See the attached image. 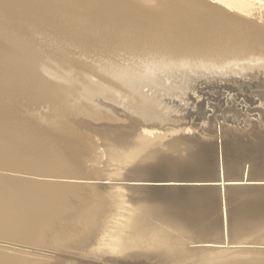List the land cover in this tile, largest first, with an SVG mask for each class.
Segmentation results:
<instances>
[{
	"label": "rangeland",
	"instance_id": "obj_1",
	"mask_svg": "<svg viewBox=\"0 0 264 264\" xmlns=\"http://www.w3.org/2000/svg\"><path fill=\"white\" fill-rule=\"evenodd\" d=\"M206 2L211 3V5L215 4L221 6V3L214 2L212 0H206ZM122 5L127 6L128 4L126 2H123ZM168 5L172 6L171 4ZM222 6L225 7L227 11H229V13L237 15L241 18L242 21L237 22V24L234 25L236 32H239L238 35H241V38L239 39H242L246 36H242V32H245L248 28H255L254 25H264V16L262 14H257L256 16V14L251 15L250 13L245 14L247 15L245 16L242 15V12L241 14L239 11H237V9L224 5ZM108 9L111 11L106 12L105 15H103V10L107 11ZM112 10H118V7L116 6V2H112L111 0H0V145H4V142L7 144L11 143L13 148L14 145L16 148V146H18L20 142V145L23 143V145L21 146L23 148H26L27 145V151L25 150V148L24 150H22L23 148H21L20 154L18 152H12V156L14 158L16 157V160L20 159L28 161L27 163H36L37 167H41V169H37H40L42 172V174L40 175V178H42L41 184H43L42 182L44 179L45 183L43 186L45 187H41V191L37 196L39 197V202H41L42 204L40 206H43L44 204L48 205L46 206L47 210L45 206L43 207V211H46L47 214L46 212H44L45 216H43L44 220L42 219V225L40 224L41 234L39 235V238H37L36 240L32 239V241L30 239L24 241L23 239L15 240V238H9L8 240L6 237H0V245H2V247L7 246L6 248L12 250L11 252L13 253L12 254L10 251H7L8 253L1 255V257L3 256L2 258L4 260L0 257V261L4 262H0V264H70V262L71 264H243L245 262L248 263L249 261L258 259L260 261H264V221H248V224L246 226L247 228L245 230V233L243 234L239 232L237 227L234 228L232 222L228 219V213L231 211H227L229 210V201L227 199L225 189L226 187L264 188V126H259L258 124H256V126L258 127L250 128L248 125H245V123H241V120H249L254 123L264 120V104H260L258 95H252V93H250L252 91L256 94V89L253 88L252 90H247V87H242L239 89L225 87L226 90H221L224 92L231 91L229 93L232 98L225 96L226 94L224 96L216 97L213 93L210 92V95L209 93H207L210 91L208 88H204L205 90H200L199 94L194 93V91H189L188 94L190 96L188 95L187 97L192 100L194 99L195 101H198L199 105H202V103L209 100L210 104H220L216 107L218 109H215V112H208V114L211 116L212 123L214 124L213 127H211V122L208 124L207 127H209L210 130L208 129L209 132L205 131L206 135L204 134L202 137V128H199L200 130L196 128L197 130H195V132L194 130L184 131L186 136L194 137V135H197L195 136V138L199 140L203 139V141H201L197 145L196 143H182L178 141L176 139L177 134L173 132L170 133L169 129H166L167 127L163 126L158 128L161 131L157 129L153 131L155 132V134L157 133V136L159 137L163 132V135L160 138L153 133L151 134L153 137H151V135L146 136L145 134L147 139L143 135H141L144 140L146 139L145 141L147 145H144V148L141 152L142 155H140V157L142 158V160H140V162L147 164L158 163L155 167H161L163 169L165 168V165H168V163L170 164L178 162L179 164H181V167L178 166V168L179 176H181L182 179L168 178V180H162L160 178V180H150L148 178L149 176H146L144 174V171H141V169H139L137 166V164L140 165L142 163L133 160L123 165L124 159L122 158V154L119 150H116L114 148L111 150L112 153L109 154L107 148H105V146L108 147L107 145H109L110 148L117 147V149H119L121 147L124 149L125 147L127 149L125 145L127 144L128 146L130 143H132V141H136V143H133L132 145L139 144L138 140H132L134 138H137V136L135 135L138 131L135 127L141 125L139 124L141 122V120L139 121V119H141V115L144 114V109L149 110V104H151V102L152 104L154 103L156 105L155 101H157L158 98H155L154 101L153 97L160 98L161 101L158 99V105H156L159 109L164 108L165 103L169 106H172V108H174V106H185V104L187 103L186 98H178L179 96L177 93L180 94V88H178V91L176 90V88V91L175 93L173 92V94L172 92L159 90L160 86L156 85V83L158 84V82L155 81L156 77L163 78V70H165L166 68L177 70L176 72H178V70L180 69H183L181 72H184L185 70V72H189L190 70L191 72L203 71V76L205 75L204 71L206 72V75L210 74L207 71H212L211 73H213L214 71L217 75H219V72L223 71L224 69L228 70L230 67L233 68V66L234 69L235 67L236 69H242V67H245V65L250 67L252 62L264 63V43L261 45L258 43H256L257 45L251 43L248 44L244 42L246 40L238 41L236 39H233L234 41L236 40V42H233V44L231 41L229 42V44L232 43L235 47L232 44V46L230 47L228 43H224V40L226 42V40L228 39L226 37L225 39L223 38L224 36H221L218 38L211 37L214 38L211 39L213 42L209 41L206 43L207 45H205L204 43L201 44V46L196 45V47L191 44H185V46L181 47L180 45L173 43L172 48L176 45L177 49L173 48L172 50H170L168 47L169 44L171 45V43L165 44L164 46V41L161 40L160 37L158 39L157 35L154 36L153 33L151 34L147 30H141L143 28L140 25L132 23L130 25L129 22H119L120 24H122L120 25L118 21V24H116V21L113 19L116 18V16H114L113 18L110 16V12H113ZM140 11L145 10L142 9ZM101 14L103 16H101ZM242 16L246 19H244ZM259 16L260 18H262L260 19ZM111 19H113L114 22L111 21ZM243 19L246 21H244ZM134 25L137 26L134 27ZM139 26L141 29H139ZM78 33L80 35H78ZM84 33L86 34V37H84ZM139 33H144L146 37L145 35ZM87 37H92V39L87 42ZM83 38L86 39L84 40ZM151 38L153 40H151ZM226 44H228L229 47H226ZM244 45H248V50ZM252 46L254 47L252 48ZM242 48L244 49L243 53L241 50ZM190 49L192 52L190 51ZM220 49L224 50L225 52H222H224L225 54H222ZM218 50H220L219 52L221 53H219ZM246 50L248 51L247 53H245ZM226 51L230 53L232 52L233 54L226 53ZM172 53H174L175 55L173 56ZM178 73L180 74V72ZM178 73H176L177 76ZM155 74L156 76H154ZM202 75L200 77H202ZM215 75L213 76L220 77ZM166 77H164V81L168 78ZM167 80L169 81L170 79L168 78ZM138 81L139 83H141V85L138 83ZM241 84L244 85L245 83L241 82ZM157 86L158 89H156ZM174 95L179 99V101ZM150 98L152 99L151 101ZM226 98H228V100H226ZM192 100H190L189 102H191ZM195 101L194 103H192L193 105L190 106L192 112L194 111L193 108L197 107ZM222 101H224L226 105H222L224 104V102ZM243 101H245V103L242 104ZM144 104H147L148 106L146 105V107ZM125 107H128L129 109L127 110ZM201 107V110L208 108L207 106H203L202 108ZM115 108H117L118 110H116ZM250 108L253 110H251ZM210 109L211 108L209 107L207 110ZM249 109L251 111H249ZM134 110H136V112ZM137 110L138 112L141 111L142 114L141 112L137 113ZM103 111H105V113ZM169 112L170 111H167V115L169 114ZM115 113L117 114L115 115ZM133 114L135 117L132 116ZM137 114H140V117H138ZM126 117L127 121L129 120L128 124L127 121L125 122ZM123 118L125 123H122ZM134 118L135 120L137 119L138 122L136 121L134 123ZM238 118L241 120H238ZM99 119H101L102 121ZM234 120L240 122L235 123ZM118 122L121 123L122 126L119 125ZM193 122H198V119L194 120ZM105 124L106 126L104 129ZM116 125L119 127H117ZM112 126L117 128H114V130ZM132 127L134 129V132L136 131V133H133V130H131ZM98 128H102V130H97ZM110 128L111 131H107H110L112 133H110L111 137L106 136V134L109 135V133L107 132L105 134L104 131ZM138 128L140 133L141 127ZM163 129L169 131L170 140L168 139L169 133H167V136L165 137L166 134ZM15 130H17V134ZM119 130H123L125 133H122L123 131L120 132ZM19 131L21 133H19ZM100 131L102 135L99 134ZM115 131H119L121 135H123V138L121 139L122 143L119 139L122 136L117 132L116 134ZM158 131H160V133H158ZM196 131L201 132H199L200 134H198V132L196 133ZM226 131L228 133H226ZM23 134L28 135L25 136ZM113 134H116L115 136L117 137L114 138ZM126 134H129V136L131 137L127 136ZM103 135L106 138L107 142L104 141L105 139L103 138ZM118 135L121 137H119ZM154 135L158 139H160H157L158 143L157 140L155 143L154 140L156 138H154ZM8 136L9 139L11 138V141L8 139ZM125 136L130 139H126ZM138 137L140 136L138 135ZM170 137L173 139H171ZM25 138L27 140H25ZM116 138L119 139H117L118 142L116 141ZM6 139H8L9 143ZM18 139H20V141ZM28 139L30 140V142ZM152 139L154 141L153 145ZM123 140H125L126 142L125 145H123ZM64 142L66 143L64 144ZM127 142L130 143L128 144ZM148 142H150L149 145ZM112 143L115 144V146L112 145ZM94 144L98 145L94 146ZM29 145L31 152L33 151L31 155L30 151L28 152ZM31 145L32 147L33 145L35 147L31 148ZM53 145H55V148L51 147ZM132 145H129L128 148ZM39 146L41 147L39 148ZM49 146L53 149L49 150ZM146 146L149 148H147ZM197 146L199 147L197 148ZM87 148L89 151L87 150ZM90 148L92 149L90 150ZM66 149H68V151ZM55 150H60L59 153L61 155L63 153L64 156L60 155V157H62L61 159L59 156H57V160L56 158L54 159V154L59 155V153H57ZM62 150L64 152H62ZM21 151L24 154H22ZM38 151L39 153H37ZM50 151H53V153L51 152L53 154L52 159L50 158L52 155L50 154ZM1 152L4 153H0L1 159L8 158V155L6 157L7 153L6 151H4V149H2ZM26 152L27 154H25ZM71 153L74 155L73 157ZM206 153H208L209 157L205 158ZM48 154H50V157L48 156V158H50L49 160L47 158ZM69 154L71 155L70 158ZM118 154L120 156H118ZM189 154L191 155L189 156ZM2 155L5 156V158H2ZM22 155L24 157H22ZM38 155H43L46 158H44L43 156L38 157ZM27 156L29 157V159L26 158ZM32 156H34L36 159ZM31 157L33 159H31ZM147 157H149V159ZM39 158L41 159V161ZM144 158L146 159V161ZM163 158L165 162L163 161ZM30 159H35L36 161L34 160L35 162H31L29 161ZM62 159L64 162L62 161ZM52 160H55L56 162L54 161V163L52 164ZM153 160L155 162H153ZM198 160L201 162H207V167L210 164V169H206L203 165H198ZM43 161L46 162V165L49 162V164L52 166H46ZM159 161L164 163V165L161 162L159 163ZM42 162L45 167L42 165ZM57 162L60 166H57ZM70 162H73V164H71ZM74 162H77L78 164ZM39 163L42 166L39 165ZM54 165H56L59 169ZM218 166L220 168H224V172L219 173ZM46 167H52V171L49 172L48 170L51 169H47ZM55 168L58 169L59 172L57 170L56 171L59 174H57V172L54 170ZM234 168H236V170ZM40 170L38 171V173L40 172ZM68 170L71 171V173ZM46 171H48L49 175H45ZM161 171L163 170L161 169ZM234 172H236V174H234ZM51 173L55 174L53 175ZM50 174L52 177H50ZM44 175L49 176L51 182ZM62 175L64 176V178ZM54 181L55 183L53 184V186L55 187L53 189L51 183H53ZM46 182L49 183L47 184ZM75 183L77 185H81L77 186ZM57 184L61 186H56ZM72 184H75L76 187ZM69 185L71 187V190ZM148 186L215 188L217 191V213L215 215L217 216L215 218L216 222L209 230L210 232L206 231L205 233H199L198 231H196V228H192L193 230L189 229L188 231H180V229L174 230L171 228L172 226L177 225L179 228L182 226L171 220L153 219L152 221H149L148 219L150 214H147V212L145 211V207L140 202L141 197L139 196L141 194L135 193L134 190H131L132 188H130L129 190V187L138 188ZM44 188L45 191L48 192V194H46V197L50 198L49 200L46 197L43 198L46 193L45 191H43ZM50 190L51 194H49ZM41 193L43 196H39ZM41 197L46 202L42 201ZM124 197L125 199H123ZM52 198L53 203H51ZM46 199L48 200V202ZM117 200H120V203ZM54 201H57L58 204H54ZM131 201L135 206L131 204ZM48 208L52 210L50 214V210ZM55 211L56 214H54ZM44 217L47 218L45 219ZM43 221L46 225L43 223ZM43 225L44 227H42ZM137 225L140 226H138L137 228ZM146 225L150 227H153L154 225L155 227L158 225L163 226L166 230H170V232L172 229V231L174 232V236L172 237H175V239L178 237L180 239H178L177 241L174 240V238H171V243L173 245L170 244L169 246H173V248H175V245H177L176 248L178 250L180 249L182 251L183 249H185V252H182L183 254H179L181 256L176 255L175 257L170 258L169 255L166 254V252L160 253V251L162 250H158V248L162 247H160L158 243L156 245H153V251V247L151 249L150 246H152V243H154L152 241H155L151 238L154 236L150 231L144 229ZM56 226L59 227V230ZM173 232L171 233L172 235ZM179 233L181 235H179ZM138 234L140 235L138 236ZM149 237L151 239V245L149 243L150 240L148 241ZM6 242L8 243L6 244ZM147 243L150 246L146 245ZM179 244H181L182 246L179 247ZM243 247L246 249H244ZM148 248L150 249L147 250ZM125 250L126 252H124ZM155 250L158 251L155 252ZM117 251L122 252H119V255ZM121 253L123 254L121 255ZM241 255L244 256L242 257ZM6 257H8L9 260ZM214 257L217 258V261L216 258L214 259ZM222 259H224L225 261ZM220 261L224 263H220Z\"/></svg>",
	"mask_w": 264,
	"mask_h": 264
},
{
	"label": "bare ground",
	"instance_id": "obj_2",
	"mask_svg": "<svg viewBox=\"0 0 264 264\" xmlns=\"http://www.w3.org/2000/svg\"><path fill=\"white\" fill-rule=\"evenodd\" d=\"M112 2H116V6L118 7V10H112L113 12H110V16L113 18L114 16H116V18H113L115 21H116V24H118L119 22L121 23H125V22H129L130 25L131 23L132 24H137V25H140L143 29L140 28L139 26V29L141 30H147L149 33H153L154 36L157 35L158 36V39L159 37L161 38V40L164 41V46L165 44H169L171 43V45L169 44V49L172 50L173 48L174 49H177L176 48V45L173 46L172 48V44L176 43L177 45H180L181 47L185 46L186 45H193L196 47V45H200L201 44H204L207 45L206 43L209 42V41H212L211 39H214L215 37L218 38V37H221V36H224L223 38H227L228 40H224V43H228L232 41V43L236 42V40L240 41H244L245 43H248V44H263L264 43V25H259V26H255L254 27H251V28H248L245 32H242V36H245L243 37L242 39H239L241 38L238 33L239 32H236L235 30V24H237V22H241V18L237 15H233L231 13H229V11H227V9L225 7H223L222 5L224 6H227V7H232L234 9H237V11H239L242 15H245V14H262L264 16V0H212L214 2H219L221 3V6L219 5H215V4H212L211 3H208L206 2V0H111ZM120 2V3H119ZM123 2H126L128 5L127 6H124L122 5ZM206 3V4H204ZM208 3V4H207ZM168 4H171L172 6H169ZM121 5V6H120ZM208 5V6H207ZM144 9L145 11H140ZM111 10H101L102 14L105 15L106 12H109ZM101 14V16H103ZM113 15V16H112ZM239 15V14H238ZM260 15V16H262ZM110 16H109V19H110ZM247 16V15H245ZM259 16V18H260ZM108 17V16H107ZM243 17V16H242ZM244 18V17H243ZM248 18V17H247ZM262 18V17H261ZM260 18V19H261ZM113 19H111V21H113ZM246 19V18H244ZM243 19V20H244ZM253 19V18H252ZM250 20V19H249ZM108 21V20H107ZM118 21V23H117ZM246 21V20H244ZM251 21V20H250ZM114 22V21H113ZM254 22V21H252ZM120 24V23H119ZM244 24V23H243ZM122 25V24H120ZM127 25V24H126ZM136 25V26H137ZM134 25V27H136ZM234 26V27H232ZM133 27V26H132ZM237 28V27H236ZM134 29V28H133ZM137 30V29H136ZM238 30V29H237ZM239 31V30H238ZM145 32V31H143ZM131 33V32H130ZM244 33V35H243ZM82 34V33H81ZM85 34V33H84ZM83 34V36H84ZM139 34H142V33H139ZM138 34V35H139ZM217 36H216V35ZM78 35H80L78 33ZM136 35V34H135ZM142 35H145L144 33ZM160 35V36H159ZM215 35V36H214ZM82 36V35H81ZM134 36V35H133ZM137 36V35H136ZM135 36V37H136ZM141 36V35H140ZM151 36V35H150ZM156 36V37H157ZM250 36V37H249ZM80 37V36H79ZM86 37V34L85 36ZM89 37V36H88ZM87 37V42L92 39L91 38H88ZM146 37V35H145ZM144 37V38H145ZM211 37H214V38H211ZM132 38V37H131ZM140 38V37H139ZM225 38V39H226ZM84 39V38H83ZM86 39V38H85ZM84 39V40H85ZM137 39V38H135ZM143 39V37H142ZM150 39V38H149ZM155 39V38H154ZM233 39H236L235 41ZM95 40V39H94ZM133 40V39H132ZM146 40V39H145ZM151 40H153L151 38ZM220 40V38H219ZM136 41V40H135ZM138 41V40H137ZM162 41V43H163ZM93 42V41H92ZM95 42V41H94ZM100 42V41H99ZM139 42V41H138ZM141 42V41H140ZM152 42V41H151ZM178 42V43H177ZM213 42V41H212ZM154 43V42H153ZM222 43V41H221ZM231 43V44H232ZM233 43V44H234ZM242 43V42H240ZM239 43V44H240ZM142 44V43H140ZM147 44V43H146ZM210 44V43H209ZM228 44H226V47L228 46ZM229 44V46L231 47L232 45ZM237 44V43H236ZM238 44V45H239ZM161 45V46H163ZM225 45V44H224ZM241 45V44H240ZM257 45V44H256ZM149 46V45H148ZM156 46V45H155ZM228 46V47H229ZM234 46V45H233ZM246 46V45H244ZM248 46V45H247ZM246 46L247 50H248V47ZM154 47V45H153ZM157 47V46H156ZM179 47V46H177ZM208 47V46H207ZM211 47V46H210ZM235 47V46H234ZM237 47V46H236ZM239 47V46H238ZM254 46H252L253 48ZM144 48V47H143ZM165 48V47H164ZM163 48V49H164ZM192 48V47H191ZM219 48V46H218ZM245 48V47H244ZM245 48V49H246ZM250 48V47H249ZM160 49V48H158ZM188 49V48H187ZM207 49V48H206ZM222 49V48H221ZM220 49V50H221ZM257 49V48H256ZM165 50V49H164ZM163 50V51H164ZM168 50V49H166ZM180 50V49H178ZM193 50H197V49H193ZM205 50V49H204ZM209 50V49H208ZM218 50V52L220 51ZM226 50V49H225ZM228 50V49H227ZM242 53L244 51V49L242 48ZM240 50V51H241ZM246 50L245 53H247L248 51ZM152 51V50H151ZM159 51V50H158ZM175 51V50H173ZM191 51V49H190ZM224 51V50H221V52ZM229 51V50H228ZM251 51V50H250ZM255 51V50H254ZM135 52V51H134ZM133 52V53H134ZM141 52V51H140ZM172 52V51H171ZM192 52V51H191ZM194 52V51H193ZM216 52V51H215ZM219 52V53H221ZM225 52V51H224ZM224 52H222V54H225ZM234 52V51H233ZM162 53V52H161ZM169 53V52H168ZM213 53V52H212ZM226 53H229L231 54L230 52H227ZM165 54V53H164ZM173 56L175 55L174 53H172ZM189 54V52H188ZM187 54V55H188ZM193 54V53H192ZM233 54V53H232ZM161 55V54H160ZM163 55V54H162ZM210 55V54H209ZM220 55V54H219ZM171 56V55H170ZM195 56V55H194ZM215 56V55H214ZM223 56V55H222ZM221 56V57H222ZM230 56V55H229ZM228 56V57H229ZM172 57V56H171ZM204 57V56H203ZM241 57V56H240ZM162 58V57H161ZM194 58V57H193ZM199 58V57H198ZM218 59V58H217ZM213 60V59H212ZM241 60V59H240ZM198 61V60H197ZM209 61V60H208ZM218 61V60H217ZM222 61V60H221ZM242 62V61H241ZM208 63V62H207ZM154 64V63H153ZM227 64V63H226ZM250 65V64H249ZM217 66V65H216ZM240 66V65H239ZM187 67V66H186ZM190 67V66H189ZM242 67V66H241ZM228 68V67H227ZM150 70V69H149ZM158 70V69H157ZM163 70V69H162ZM161 70V71H162ZM166 70V71H165ZM163 70V74H164V77H168L170 80L168 81L166 78V80L164 81V77H159L157 78L156 77V82H158V84L156 83V85H159L160 86V89L161 91H165V92H174L177 90H179L178 88H180L181 92L180 94H178V98L180 99H185L186 98V104L188 106H174V108H172V106H169L168 104L165 103V107L164 108H161L159 109L158 105L157 104V101L158 99L160 100L159 97H153V100L155 98H158L157 101H155L156 105L152 102L151 104L147 103L150 105V109L149 110H145V112L143 111V115H141L142 117H140L139 115L140 114H137L138 117H140L141 119H139V121L141 120V122L139 124L141 125H138L136 130L138 131L137 134L135 136H137V138H134L132 140H138L139 144L137 145H132L133 143H136L130 140V144L129 145H132L131 147L128 148L125 140H123V145H125L127 147V149L124 147L121 148L119 145V149H117V147H112L110 148L109 145H107L108 147L105 146V148H107L108 150V153H112L111 150L112 149H116V150H119L122 154V158L124 159V164H127L131 161H137V162H140V160H142V158L140 157L141 152L144 148V145L146 144V136H150L152 133L155 134V132H153L155 129L157 130H160L158 128L160 127H167L166 129H169L170 133L173 132V133H176L177 134V140L182 142V143H196L199 144L201 141H203V139H197L195 138V136L197 135H194V137H191V136H186L184 131H190V130H197L196 128H202L203 130L202 131V137L205 133V131H208L209 132V127L208 124L211 122V127H213V124L212 123V120H211V116L208 114V112H215V109H218L216 108L217 106L219 105H214V104H210L209 101H206L204 103H202V105L198 103V101H195L194 99H190L189 97H187L189 94L188 92L189 91H194V93H198L200 92V90H205L204 88H208L210 91L207 92L210 94L213 93L216 97L217 96H227V97H230L232 98V96L230 95L229 92L231 91H221L222 89H225V87H231L233 89H239V88H242V87H247V90H252L253 88L256 89V94L253 93L252 91L250 93H252V95H258L259 97V102L260 104H264V63H251L250 67L245 65V67H242V69H234V66L233 68H229L228 70L227 69H224L223 71L219 72V75H217L214 71L213 73H211L210 71H207L209 72L210 74H207L206 75V72L204 71L205 75L203 76L202 72H191V70L188 72H181L183 69H180L178 70V72H180V74L178 72H176L177 70H173V69H165ZM194 70V69H193ZM201 70V69H200ZM221 70V69H220ZM160 71V70H159ZM178 73V76L177 74ZM218 73V72H217ZM163 74H160V75H163ZM217 75V76H220V77H214L213 75ZM144 75V74H143ZM159 75V76H160ZM176 75V76H175ZM202 75V77H200ZM215 75V76H216ZM156 76V74L154 75ZM158 76V75H157ZM139 78V77H138ZM143 78V77H142ZM134 80V79H133ZM220 80V82H219ZM132 81V80H131ZM240 82V83H238ZM241 82H244L245 84L242 85ZM132 83V82H131ZM139 83V81H138ZM137 83V84H138ZM147 83V82H146ZM101 84V83H100ZM111 84V83H110ZM141 85V83H139ZM143 84V83H142ZM148 84V83H147ZM118 85V84H117ZM136 85V84H135ZM154 85V84H153ZM224 85V86H223ZM105 87V86H104ZM139 87V86H138ZM143 87V86H142ZM151 88V86H150ZM177 88V89H176ZM138 89V88H137ZM142 89V88H141ZM158 89V86L157 88ZM176 89V90H175ZM232 89V91H233ZM226 90V89H225ZM241 90V89H240ZM160 91V92H161ZM207 91V90H206ZM110 92V91H109ZM202 92V91H201ZM235 92V91H234ZM248 92V91H247ZM99 93V92H98ZM154 93V92H153ZM156 93V92H155ZM173 93V94H174ZM244 93V91H243ZM141 94V93H140ZM168 94V93H166ZM193 94V93H191ZM205 94V93H204ZM212 94V95H213ZM220 94V95H219ZM211 95V94H210ZM102 96V95H101ZM142 96V95H140ZM147 96V95H146ZM154 96V95H153ZM160 96V95H159ZM168 96V95H166ZM175 96V95H174ZM190 96V95H189ZM206 96V95H204ZM237 96V95H236ZM241 96V95H239ZM109 97V96H108ZM115 97V96H114ZM165 97V96H164ZM171 97V96H170ZM176 97V96H175ZM235 97V96H233ZM255 97V96H254ZM134 98V97H133ZM145 98V97H144ZM177 98V97H176ZM177 98V100L179 101V99ZM211 98V97H210ZM237 98V97H236ZM241 98V97H240ZM243 98V97H242ZM102 99V98H101ZM105 99V98H104ZM207 99V98H206ZM216 99V98H215ZM252 99V98H251ZM249 99V100H251ZM85 100V99H84ZM152 99L150 98V101ZM176 100V101H177ZM190 100H192L191 102H189ZM213 100V99H212ZM218 100V98H217ZM224 100V99H222ZM226 100H228V98H226ZM244 100V99H243ZM248 100V99H246ZM92 101V100H91ZM106 101V100H105ZM111 101V100H110ZM119 101V100H117ZM148 101V102H150ZM161 101V100H160ZM165 101V100H164ZM195 101V104H196V108H193V112L191 111L192 109H190V106H192ZM214 101V100H213ZM234 101V100H233ZM109 102V101H108ZM139 102V101H138ZM181 102V101H180ZM216 102V101H215ZM224 102V101H222ZM241 102V101H240ZM257 102V101H256ZM85 103V102H84ZM146 103V101H145ZM217 103V102H216ZM227 103V102H226ZM233 103V102H232ZM236 103V102H235ZM245 103V101L242 102V104ZM94 104V103H93ZM106 104V103H105ZM146 104V105H147ZM251 104V103H250ZM254 104V103H253ZM252 104V105H253ZM256 104V103H255ZM104 105V104H103ZM145 105V104H144ZM145 105V106H146ZM178 105V104H177ZM183 105V104H182ZM222 105H226L225 102L224 104ZM234 105V104H233ZM248 105V104H247ZM126 106V105H125ZM130 106V105H129ZM148 106V105H147ZM146 106V107H147ZM203 107V106H207L208 108L210 107L211 109L210 110H207V109H203L201 110L200 107ZM246 106V105H245ZM249 106V105H248ZM111 107V106H110ZM186 107V108H185ZM201 107V108H202ZM103 108V107H102ZM126 108V107H125ZM145 108V107H144ZM245 108V107H244ZM249 108V107H248ZM247 108V109H248ZM104 109V108H103ZM107 109V108H106ZM105 109V110H106ZM116 110H118L117 108H115ZM127 110L129 109L128 107L126 108ZM197 109V110H195ZM246 109V110H247ZM251 109V108H250ZM253 110V109H251ZM109 110V109H108ZM111 110V109H110ZM125 110V109H124ZM107 111V110H106ZM112 111V110H111ZM132 111V110H131ZM129 111V112H131ZM136 112V110H134ZM167 111H170L169 114L167 115ZM220 111V110H219ZM248 111V110H247ZM105 113V111H103ZM125 112V111H124ZM128 112V111H127ZM133 112V111H132ZM141 111L138 112L137 110V113H140ZM108 113V112H106ZM110 113V112H109ZM119 113V112H118ZM166 113V115H165ZM217 113V112H216ZM225 113V112H224ZM222 113V114H224ZM117 113H115L116 115ZM128 114V113H127ZM132 114V113H131ZM130 114V116H131ZM142 114V112H141ZM136 115V114H135ZM188 115V116H187ZM118 116V115H117ZM129 116V115H128ZM127 116V117H128ZM129 116V117H130ZM134 116V114L132 115ZM100 117V116H99ZM120 117V116H118ZM123 117V116H122ZM127 117H126V120L125 122L127 121ZM128 117V118H129ZM135 117V116H134ZM137 117V116H136ZM217 117V116H216ZM261 117V116H260ZM121 118V117H120ZM119 118V119H120ZM125 118V117H124ZM124 118H123V122L122 123H125L124 122ZM96 119V118H95ZM108 119V118H107ZM130 119V118H129ZM132 119V118H131ZM198 119V122L194 123L193 121ZM226 119V118H225ZM101 120V119H99ZM98 120V121H99ZM105 120V119H104ZM121 120V119H120ZM135 120V118H134ZM238 120H241L238 118ZM24 121V120H23ZM102 121V120H101ZM129 121V120H128ZM128 121H127V124H128ZM132 121V120H131ZM137 121V119L134 121V123ZM235 121V120H234ZM258 121V120H257ZM111 122V121H110ZM138 122V121H137ZM213 122H216V121H213ZM225 122V121H224ZM236 122H240V121H235ZM245 123V125H248L250 128L252 127H258L256 126V124H258L259 126H264V120H261L257 123H254L252 121H249V120H241V123ZM119 123V122H118ZM133 123V121H132ZM133 123V124H134ZM114 124V123H113ZM131 124V123H130ZM108 125V123H107ZM119 125L122 126L121 123H119ZM124 125V124H123ZM166 125V126H165ZM255 125V126H254ZM105 126L106 124L104 125V129H105ZM111 126V124H110ZM108 126V127H110ZM115 126V125H114ZM117 126V125H116ZM129 126V125H127ZM126 126V127H127ZM210 126V125H209ZM113 127V126H112ZM119 127V126H117ZM117 127H113L114 128H117ZM125 127V129H126ZM138 127H141V131L139 133V128ZM206 127V129H205ZM248 127V128H249ZM1 128V127H0ZM107 128V127H106ZM129 128V127H128ZM131 128V127H130ZM247 128V126H246ZM5 129V128H4ZM3 129V130H4ZM10 129V128H9ZM9 129H8V132H9ZM120 129V128H119ZM199 129V130H200ZM209 129V130H208ZM6 130V129H5ZM30 130V129H29ZM97 130H102V128H98ZM107 130H110L111 131V128L110 129H106L104 130L105 131V134L108 132ZM115 130V129H114ZM133 130V133H136V131L134 132V129L132 127ZM156 130V131H157ZM164 132H165V137L167 136V133H169V131L163 129ZM7 131V130H6ZM5 131V132H6ZM14 131V130H13ZM28 131V130H27ZM108 132V134H106V136H110L111 137V132ZM113 131V130H112ZM120 132L123 131V130H119ZM117 132L115 131V133H119V135H121L120 132ZM161 131V130H160ZM160 131H158V133H160ZM201 131H196V133L198 132V134H200L199 132ZM4 132V133H5ZM7 132V134H8ZM16 134H17V130H15ZM14 132V133H15ZM114 132V131H113ZM129 132V130H128ZM127 132V133H128ZM132 132V131H130ZM212 132V131H211ZM19 133H21L19 131ZM99 133V132H98ZM103 133V131H102ZM111 133V134H110ZM116 133V134H117ZM122 133H125L124 131ZM139 133V134H138ZM163 133V132H162ZM160 134V137L163 135V134ZM170 133L168 134V139H169V136H170ZM172 133V134H173ZM226 133H228L226 131ZM2 134V133H1ZM6 134V135H7ZM30 134V133H29ZM101 134V131L100 133ZM104 134V135H105ZM115 134V135H116ZM132 134V133H130ZM146 134V136H145ZM171 134V135H172ZM195 134V133H194ZM210 134V133H209ZM3 135V134H2ZM1 135V136H2ZM19 135V134H18ZM25 135V134H23ZM28 135V134H27ZM25 135V136H27ZM32 135V134H31ZM37 135V134H36ZM102 135V134H101ZM100 135V136H101ZM103 135V139L105 142H107L106 138L104 137ZM114 136L117 137V136ZM118 135V136H119ZM127 135V134H126ZM138 135L140 137H138ZM143 135L146 139L144 140V138L141 136ZM157 136V133L155 134ZM154 135V136H155ZM159 135V134H158ZM174 135V134H173ZM11 136V135H10ZM24 136V137H25ZM33 136V135H32ZM122 136V137H121ZM119 137L121 143H122V138H123V135H121ZM129 136V134L127 135ZM154 137L156 138L154 141L156 143V140L158 139L157 137ZM193 136V135H192ZM3 137V136H2ZM21 137V136H20ZM34 137V136H33ZM49 137V136H48ZM90 137V136H89ZM95 137V136H94ZM126 137V136H125ZM131 137V136H129ZM151 137H153L151 135ZM159 137V138H160ZM19 138V137H18ZM31 138V137H30ZM99 138H102V137H99ZM109 138V137H108ZM107 138V139H108ZM116 138V141L117 139ZM128 137H126L127 139ZM171 138V137H170ZM175 138V137H174ZM199 138V137H198ZM201 138V137H200ZM1 139V137H0ZM8 139H9V136H8ZM7 140V142L9 143V141ZM17 139V138H16ZM32 139V138H31ZM52 139V138H51ZM54 139V138H53ZM93 139V138H92ZM98 139V138H97ZM118 139V140H119ZM130 139V138H128ZM173 139V138H171ZM11 141V138L9 139ZM20 141V139H18ZM17 140V141H18ZM25 140H27L25 138ZM29 140V139H28ZM36 140V139H35ZM91 140V139H90ZM95 140V139H94ZM93 140V141H94ZM115 140V139H114ZM112 140V141H114ZM149 140V139H148ZM160 140V139H158ZM158 140H157V143H158ZM163 140V139H162ZM167 140V139H166ZM170 140V139H169ZM15 141V140H14ZM16 141V142H17ZM22 141V140H21ZM32 141V140H31ZM40 141V140H39ZM50 141V140H49ZM66 141V140H65ZM70 141V140H69ZM68 141V142H69ZM97 141V140H96ZM114 141V142H116ZM119 141V142H120ZM153 141V139H152ZM154 141L152 142V145L154 143ZM13 142V141H12ZM23 142V141H22ZM30 142V140H29ZM42 142V141H41ZM60 142V140H59ZM91 142V141H90ZM103 142V141H102ZM118 142V141H117ZM159 142H162V141H159ZM179 142V143H180ZM19 143V142H18ZM21 143V142H20ZM18 146H16L15 148V145H14V148L13 146L10 144H7L4 142V145H0L1 147V150L4 149V151H6V157L8 155V158L6 159H1L0 158V237H6L8 240L9 238H15L18 239V240H28L30 239L32 241V239H37L39 238V235L41 234V222H42V219H43V216H45V213L46 211H43V207L45 206L46 210H47V207L48 205L44 204L43 206H40L42 205L41 202H39V197L37 196L39 194V192L41 191V187L44 185L45 183V180L43 179V184H41V181H42V178H40V175L42 174L41 172V167L39 165H41L39 163V167L36 166V163H27L28 161H25V160H16V157L14 158L12 156V152L14 153H19L20 154V150L23 143ZM40 143V142H39ZM63 143V142H62ZM61 143V144H62ZM66 142H64L65 144ZM86 143V142H85ZM92 143V142H91ZM96 143V142H94ZM164 143V142H163ZM27 144V143H26ZM30 144V143H29ZM43 144V143H42ZM55 144H58V143H55ZM68 144V143H67ZM71 144V143H70ZM107 144V143H105ZM118 144V143H117ZM150 144V142H148V145ZM176 144V143H175ZM17 145V144H16ZM35 145V144H34ZM31 145V148H34L35 146ZM47 145V144H46ZM52 145V144H51ZM72 145V144H71ZM70 145V146H71ZM89 145V144H88ZM98 144H94V146H97ZM111 145V144H110ZM112 145L115 146V144L112 143ZM147 145V144H146ZM164 145V144H163ZM162 145V146H163ZM170 145V144H169ZM191 145V144H190ZM194 145V144H193ZM38 146V145H37ZM60 146V145H59ZM69 146V145H68ZM67 146V148H68ZM85 146V145H84ZM156 146V145H155ZM166 146V145H165ZM224 146V144H223ZM41 146H39L40 148ZM45 147V146H44ZM43 147V148H44ZM50 147V146H49ZM53 148H55V145L51 146ZM53 149V148H51ZM58 147V146H56ZM63 147V146H62ZM72 147V146H71ZM74 147V146H73ZM76 147V146H75ZM87 147V146H86ZM91 147V146H90ZM147 147V146H146ZM159 147V146H158ZM169 147V146H168ZM189 147V146H188ZM199 146H197L198 148ZM25 148V147H24ZM24 148L22 150H24ZM26 148L27 145H26ZM25 148V150H26ZM38 148V149H39ZM94 148V147H93ZM149 148V147H147ZM146 148V149H147ZM170 148V147H169ZM196 148V149H197ZM37 149V148H35ZM45 149V148H44ZM47 149V148H46ZM59 149V148H58ZM57 149V150H58ZM61 149V148H60ZM70 149V148H69ZM92 148H90L91 150ZM151 149V148H150ZM154 149V148H153ZM194 149V148H193ZM200 149V148H199ZM0 150V153H3L1 152ZM41 150V149H40ZM68 151V149H66ZM81 150V148H80ZM88 150V148H87ZM192 150V149H191ZM201 150V149H200ZM27 151V150H26ZM30 151V155L31 153V150H30V145H29V150L28 152ZM37 151V150H36ZM35 151V152H36ZM56 151V150H55ZM60 151V150H59ZM59 151H56L57 153H59ZM65 151V152H67ZM89 151V150H88ZM145 151V150H144ZM148 151V150H147ZM154 151V150H153ZM172 151V150H171ZM183 151V150H182ZM22 152V151H21ZM43 152V150H42ZM47 152V151H46ZM53 151H50V154H52ZM62 152H64L62 150ZM178 152V151H176ZM200 152V151H199ZM39 153V151L37 152ZM69 153V152H67ZM74 153V152H72ZM71 153V154H72ZM150 153V152H149ZM148 153V154H149ZM163 153V152H162ZM173 153V152H172ZM171 153V154H172ZM175 153V152H174ZM4 154V153H3ZM22 154H24L22 152ZM27 154V152L25 153ZM34 154V153H33ZM42 154V153H41ZM44 154V153H43ZM48 154L47 155V158L48 156L50 155ZM146 154V153H145ZM151 154V153H150ZM177 154V153H176ZM183 154V153H182ZM14 155V154H13ZM55 157L54 159L56 158L57 160V156L60 157V153L59 155H56L54 154ZM63 155V153H62ZM61 155V156H62ZM70 155V154H69ZM86 155V154H85ZM104 155V154H103ZM152 155V154H151ZM162 155V154H161ZM169 155V154H168ZM175 155V154H174ZM191 154H189L190 156ZM18 156V155H17ZM20 156V155H19ZM37 156V155H36ZM40 156H43V155H40ZM38 155V157H40ZM52 156L53 154L51 155V159H52ZM64 156V155H63ZM68 156V155H67ZM65 156V157H67ZM74 155L72 154V157ZM113 156V155H112ZM111 156V157H112ZM118 156H120L118 154ZM150 156V155H149ZM176 156V155H175ZM181 156V155H180ZM188 156V157H189ZM202 156V155H201ZM2 158H5V156H1ZM13 157V158H12ZM22 157H24L22 155ZM33 158H35L34 156H32ZM31 157V159H33ZM37 157V158H38ZM44 157V156H43ZM42 157V158H43ZM71 157V155L69 156V158ZM80 157V156H79ZM78 157V158H79ZM152 157V156H151ZM162 157V156H161ZM171 157V156H169ZM206 157H209L208 156V153H206L205 155V158ZM26 158L29 159V157L27 156ZM46 158V157H44ZM48 158V160L50 159ZM62 157H60L61 159ZM75 158V157H74ZM77 158V157H76ZM117 158V157H116ZM149 159V157H147ZM158 158V157H157ZM156 158V159H157ZM167 158V157H166ZM175 158V157H174ZM183 158V157H182ZM204 158V159H205ZM29 160V161H34V160ZM40 159V158H39ZM59 159V160H60ZM64 159V158H63ZM62 159V161H63ZM110 159H113V158H110ZM145 159V158H144ZM143 159V160H144ZM147 159V160H148ZM154 159V158H153ZM200 159V158H199ZM2 160V161H1ZM27 160V159H26ZM58 160V161H59ZM66 160V159H64ZM74 160V159H73ZM76 160V159H75ZM161 160V158H160ZM173 160V158H172ZM191 160V159H190ZM189 160V161H190ZM203 160V159H202ZM23 161V162H22ZM36 161V160H35ZM34 161V162H35ZM41 161V159H40ZM45 161V159H44ZM43 161V162H44ZM55 160H52V164L54 163ZM61 161V160H60ZM59 161V162H60ZM67 161V160H66ZM70 161V160H69ZM72 161V159H71ZM78 161V160H77ZM80 161V160H79ZM120 161V160H119ZM123 161V160H121ZM146 161V159H145ZM152 161V160H151ZM150 161V162H151ZM163 161H164V158H163ZM170 161V160H169ZM181 161V160H179ZM204 161V160H203ZM39 162V161H38ZM37 162V163H38ZM42 162V165L45 167L46 165V162L45 165L43 164ZM56 162V161H55ZM64 162V161H63ZM153 162H155L153 160ZM158 162V161H157ZM161 161H159L160 163ZM165 162V161H164ZM174 162V161H173ZM187 162V161H186ZM196 162V161H195ZM198 165H203L206 169H210V164L208 165L207 167V162H201V161H197ZM235 162V161H234ZM68 163V162H67ZM71 163V162H70ZM74 163H77V162H74ZM96 163V162H95ZM121 163V162H120ZM142 163V162H140ZM162 163V162H161ZM167 163V161H166ZM49 164V162H48ZM46 165V166H52V165ZM56 164V163H55ZM66 164V163H65ZM64 164V165H65ZM73 164V162L71 163ZM78 164V163H77ZM154 164V163H153ZM147 164V163H142V164H137L138 168L141 169V171L143 170L144 171V174L147 176H149L148 178L150 180H160V178L162 180H168V178H176V179H182L181 176H179V168L178 166H180L181 164H179L178 162H175V163H168V165H165L164 169L161 168V167H155L157 166V164ZM164 165V163H162ZM183 164V162H182ZM186 164V163H185ZM41 165V166H42ZM59 165V163L57 162V166ZM70 165V164H69ZM56 166V165H54ZM56 166V167H57ZM60 166V165H59ZM75 166V164H74ZM80 166V165H79ZM183 166V165H182ZM187 166V165H186ZM43 167V169H44ZM73 167V166H72ZM78 167V166H77ZM76 167V168H77ZM181 167V166H180ZM233 167V165H232ZM237 167V166H236ZM37 168H40V172L38 173V169ZM47 168V167H46ZM51 169L52 167H48L47 169ZM54 168V167H53ZM58 168V167H57ZM61 168V167H60ZM65 168V166H64ZM81 168V167H80ZM85 168V167H84ZM87 168V167H86ZM59 169V168H58ZM58 169H54L55 171ZM67 169V168H66ZM70 169V168H68ZM96 169V168H95ZM161 169L164 171H161ZM185 169V168H184ZM188 169V168H187ZM190 169V168H189ZM236 170V168H234ZM46 170V169H45ZM44 170V171H45ZM62 170V169H61ZM64 170V169H63ZM81 170V169H80ZM234 170V171H235ZM43 171V172H44ZM49 172L52 171L51 170H48ZM48 171L45 172V175L48 174ZM56 171V172H57ZM67 171V170H66ZM69 171V170H68ZM77 171V170H76ZM82 171V170H81ZM115 171V170H114ZM59 172V171H58ZM57 172V174H59ZM64 172V171H63ZM71 173V171H69ZM123 172V171H122ZM183 172V171H182ZM231 172V171H230ZM233 172V171H232ZM67 173V172H66ZM68 173V174H70ZM87 173V172H85ZM51 174H55V173H51ZM50 174V177H52ZM64 174V173H63ZM197 174V173H196ZM234 174H236V172H234ZM44 175V176H45ZM49 175V174H48ZM61 175V174H60ZM65 175V174H64ZM74 175V174H73ZM85 175V174H84ZM186 175V174H184ZM191 175V174H190ZM31 176V177H29ZM56 176V175H55ZM54 176V177H55ZM63 176V175H62ZM67 176V175H66ZM229 176V175H228ZM235 176V175H233ZM42 177V176H41ZM49 179V176H45ZM53 177V178H54ZM59 177V175H58ZM191 177V176H190ZM52 178V179H53ZM64 178V176H63ZM185 178V177H183ZM55 179V178H54ZM53 179V180H54ZM58 179V178H57ZM47 180V179H46ZM51 179H49L50 181ZM157 180V181H158ZM226 180V179H225ZM48 181V180H47ZM51 182V181H50ZM47 184L49 182H46ZM55 183V181L52 184ZM58 183V182H57ZM74 183V182H73ZM46 184V185H47ZM63 184V183H61ZM65 184V183H64ZM71 184V183H70ZM76 184V183H75ZM75 184H72L75 186ZM77 185V184H76ZM79 185V184H78ZM77 185V186H78ZM81 185V184H80ZM79 185V186H80ZM56 186H61V185H56ZM68 186V185H67ZM45 187V186H43ZM42 187V188H43ZM48 187V186H46ZM51 187V186H49ZM55 186H53V189H54ZM70 187V185H69ZM73 187V186H72ZM76 187V186H75ZM60 188V187H59ZM79 188V187H77ZM75 188V189H77ZM130 188H132L131 190H134L135 193H139L141 194L139 197L140 198V202L142 203V205L145 207V211L147 212V214L149 213V221H152L153 219H162V220H171V221H175L176 223H178L180 226L182 227H178L177 225H174L172 226L171 228L172 229H180V231H188L189 229L193 230L192 228H196L199 233H205L206 231H209L210 228L214 225V223L216 222L215 218L217 215H215L217 212L216 210V207H217V191L215 188H198V187H167V186H157V187H153V186H148V187H138V188H134V187H129V190ZM50 189V188H49ZM226 196H227V199L229 201V207L227 211H231L228 213V219L232 222V225L234 226V228L237 227V229L239 230V232H241L242 234L245 233V230H246V226L248 224V221H253V222H261V221H264V188H249V187H226ZM52 190V189H51ZM51 190L49 192V194H51ZM67 190V189H66ZM70 190H71V187H70ZM45 191V188L44 190ZM53 191V190H52ZM45 195L43 196L42 193L39 195V196H43L46 197L48 194L47 191H45ZM57 192V191H56ZM123 192V191H122ZM87 193V192H86ZM98 193V192H97ZM119 193V192H118ZM121 193V192H120ZM127 193V192H126ZM125 193V194H126ZM44 194V192H43ZM123 194V193H122ZM132 194V193H131ZM54 195V194H53ZM58 195V194H57ZM51 196V195H50ZM120 196V195H119ZM53 197V196H52ZM55 197V196H54ZM66 197V196H65ZM116 197V196H115ZM138 197V198H139ZM42 198V197H41ZM42 198V201H44ZM47 198V197H46ZM135 198V197H134ZM137 198V197H136ZM48 200L50 198H47ZM46 199V200H47ZM57 199V198H56ZM125 199V197L123 198ZM47 200V202H48ZM100 200V199H99ZM116 200V199H115ZM41 201V200H40ZM53 203V198L51 200ZM118 201V200H117ZM120 201V200H119ZM118 201V202H119ZM127 201V200H126ZM46 202V201H44ZM136 202V200H135ZM57 203V201L55 202L54 201V204ZM120 203V202H119ZM49 204V203H48ZM58 204V203H57ZM66 204V203H65ZM131 204L132 201H131ZM137 204V203H136ZM50 205V204H49ZM53 205V204H52ZM51 205V206H52ZM121 205V204H120ZM134 205V204H133ZM102 206V205H101ZM130 206V204H129ZM135 206V205H134ZM139 206V205H138ZM60 207V206H59ZM63 207V206H62ZM99 207V206H98ZM111 207V206H110ZM125 207V206H124ZM137 207V206H136ZM50 208V207H49ZM48 208V209H49ZM53 208V207H51ZM133 208V207H132ZM131 208V209H132ZM50 210V209H49ZM48 210V211H49ZM55 210V209H53ZM114 210V209H112ZM111 210V211H112ZM52 210L49 211V214ZM77 211V210H76ZM75 211V212H76ZM142 212V211H141ZM44 213V214H43ZM43 214V215H42ZM47 214V212H46ZM52 214V213H51ZM56 214V211L55 213ZM68 214V213H67ZM141 214V213H140ZM139 214V216H140ZM53 215V214H52ZM51 215V216H52ZM69 215V214H68ZM72 215V214H71ZM114 215V214H113ZM129 216V215H128ZM127 216V217H128ZM133 216V215H132ZM145 216V215H144ZM121 217V216H120ZM126 217V218H127ZM143 217V216H142ZM45 218V217H44ZM47 218V217H46ZM45 218V219H46ZM67 218V217H66ZM125 218V217H124ZM129 218V217H128ZM61 219V218H60ZM95 219V218H94ZM146 219V218H145ZM44 220V219H43ZM49 220V219H48ZM121 220V219H119ZM123 220V219H122ZM94 221V220H92ZM115 221V220H114ZM117 221V220H116ZM132 221V220H130ZM159 221V220H158ZM46 222V221H45ZM59 222V221H58ZM63 222V221H62ZM118 222V221H117ZM116 222V223H117ZM123 222V221H122ZM157 222V221H156ZM44 223V221H43ZM57 223V222H56ZM107 223V222H106ZM109 223V221H108ZM134 223V222H133ZM148 223V222H147ZM45 224V223H44ZM48 224V223H47ZM58 224V223H57ZM42 225V224H41ZM46 225V224H45ZM49 225V224H48ZM91 225V224H90ZM114 225V224H113ZM123 225V224H122ZM127 225V224H126ZM54 226V225H53ZM52 226V227H53ZM112 226V225H111ZM129 226V225H128ZM138 226L140 225H137V228ZM44 227V225L42 226ZM58 227V226H56ZM55 227V228H56ZM106 227V226H105ZM245 227V228H244ZM63 228V227H62ZM87 228V227H86ZM131 228V226H130ZM143 228V227H142ZM231 228V227H230ZM145 230L147 231H150L154 237H151L152 239H154L155 241H152L154 243H152V246L151 245V239L150 237L148 238V241L150 240V245L147 243L146 245H149L152 249L153 247V251H154V246L153 245H156L158 243V245L162 248H158V250H162L160 251V253H165L167 255H169L170 258L172 257H175L176 255L178 256H181L179 254H181L182 252L184 253L185 252V249H183L182 251L179 249H177V245H175L173 248V246H169L170 244L173 245L171 242V240L174 238V240H177L180 239L177 238L175 239V237H172L174 236V232L172 231L171 229V232L170 230H166L165 227L163 226H156L155 225L153 227H150L148 225H146V227L144 228ZM52 230V229H51ZM58 230H59V227H58ZM91 230V229H90ZM119 230V229H118ZM128 230V229H127ZM134 230V229H133ZM62 231V230H61ZM74 231V230H73ZM98 231V230H97ZM104 231V230H103ZM111 231V230H110ZM177 231V230H176ZM53 232V231H52ZM65 232V231H64ZM75 232V231H74ZM131 232V231H130ZM134 232V231H133ZM149 232V233H150ZM173 232V235L171 234ZM210 232V231H209ZM67 233V232H66ZM126 233V232H125ZM137 233V231H136ZM144 233V232H143ZM57 234V233H56ZM135 234V233H134ZM147 234V233H146ZM151 234V236H152ZM176 234V232H175ZM178 234V232H177ZM240 234V233H239ZM59 235V234H58ZM123 235V234H121ZM140 234H138L139 236ZM179 235H181L179 233ZM195 235V234H194ZM49 236V234H48ZM56 236V235H55ZM105 236V235H104ZM130 236V235H129ZM144 236V235H143ZM59 237V236H58ZM131 237V236H130ZM138 238V237H137ZM172 238V239H171ZM2 239V238H1ZM4 239V238H3ZM131 239V238H129ZM237 239V237H236ZM39 240V239H38ZM135 240V238H134ZM173 240V242H174ZM203 240V239H202ZM240 240V239H239ZM142 241V239H141ZM181 241V240H180ZM179 241V242H180ZM127 242V241H126ZM131 242V241H130ZM136 242V241H135ZM233 242V241H232ZM236 242V241H235ZM19 243V242H18ZM76 243V242H75ZM129 243V242H128ZM139 243V242H138ZM261 243V242H260ZM140 244V243H139ZM176 244V243H174ZM234 244V243H233ZM259 244V243H258ZM38 245V244H37ZM36 245V246H37ZM132 245V244H131ZM136 245V244H135ZM141 245V244H140ZM145 245V246H146ZM180 245V246H179ZM178 246L181 247L182 245L179 244ZM148 246V247H149ZM221 246V245H220ZM7 247V246H6ZM6 247H2V245H0V257L1 255L3 254H6L8 253L7 251H12L10 250L9 248H6ZM129 247V246H128ZM134 248V247H133ZM244 248V247H243ZM14 249V248H13ZM113 249V248H112ZM138 249V248H137ZM150 248H148L147 250H149ZM233 249V248H232ZM246 249V248H244ZM16 250V249H15ZM80 250V249H79ZM114 250V249H113ZM117 250V249H116ZM135 250H136V247H135ZM146 250V248H145ZM144 250V251H145ZM158 250H155L158 251ZM206 250V249H204ZM202 251V250H201ZM14 252V250H13ZM20 252V251H19ZM108 252V251H107ZM118 252V251H117ZM119 252H122V251H119ZM118 252V254H119ZM126 252V250L124 251ZM198 252V251H197ZM12 253V252H11ZM17 253V252H16ZM110 253V252H109ZM130 253V252H129ZM182 253V254H183ZM194 253V252H193ZM214 253V252H213ZM227 253V252H226ZM241 253V252H240ZM260 253V252H259ZM13 254V253H12ZM57 254V253H56ZM93 254V253H92ZM102 254V253H101ZM105 254V253H104ZM117 254V253H116ZM123 253H121L122 255ZM137 254V253H136ZM148 254V253H147ZM187 254V253H186ZM191 254V253H190ZM238 254V253H237ZM243 254V253H242ZM11 255V254H9ZM19 255V254H18ZM66 255V254H65ZM97 255V254H96ZM120 255V254H119ZM126 255V254H125ZM201 255V254H200ZM251 255V254H250ZM249 255V256H250ZM254 255V254H253ZM260 255V254H259ZM8 256V254H7ZM13 256V255H12ZM11 256V257H12ZM107 256V254H106ZM133 256V255H132ZM177 256V257H178ZM183 256V255H182ZM190 256V255H189ZM226 256V255H225ZM235 256V255H234ZM242 256V255H241ZM244 256V255H243ZM242 256V257H243ZM247 256V255H245ZM3 257V256H2ZM1 257V258H2ZM10 257V256H9ZM15 257V256H14ZM28 257V256H27ZM163 257V256H162ZM229 257V256H228ZM257 257V256H256ZM0 258V259H1ZM8 259V257H6ZM155 258V257H154ZM200 258V257H199ZM212 258V257H211ZM216 257H214L215 259ZM220 258V257H218ZM224 258V257H222ZM3 259V258H2ZM6 259V260H7ZM124 259V258H123ZM157 259V258H156ZM162 259V258H161ZM228 259V258H227ZM4 260V259H3ZM9 260V259H8ZM7 260V261H8ZM19 260V259H18ZM129 260V259H128ZM164 260V259H163ZM183 260V259H182ZM224 260V259H222ZM37 261V260H36ZM97 261V260H96ZM101 261V260H100ZM169 261V260H168ZM167 261V262H168ZM216 261H217V258H216ZM214 261V262H216ZM225 261V260H224ZM2 262V261H0ZM4 262V261H3ZM2 262V263H3ZM162 262V261H161ZM222 261H220L221 263ZM240 262V261H239ZM8 263V262H7ZM68 263V262H67ZM80 263V262H79ZM87 263V262H86ZM90 263V262H89ZM166 263V262H165ZM205 263V262H204ZM219 263V261H218ZM224 263V262H222ZM264 264V261H260L259 259L258 260H253V261H249L248 263H243V264ZM5 264V263H4ZM44 264V263H43ZM71 264V262H70ZM107 264V263H106ZM197 264V263H196ZM229 264V263H228Z\"/></svg>",
	"mask_w": 264,
	"mask_h": 264
},
{
	"label": "water",
	"instance_id": "obj_3",
	"mask_svg": "<svg viewBox=\"0 0 264 264\" xmlns=\"http://www.w3.org/2000/svg\"><path fill=\"white\" fill-rule=\"evenodd\" d=\"M219 165V164H218ZM218 171H219V173H221V172H224V168H220L219 166H218ZM8 242H6V244H7Z\"/></svg>",
	"mask_w": 264,
	"mask_h": 264
}]
</instances>
